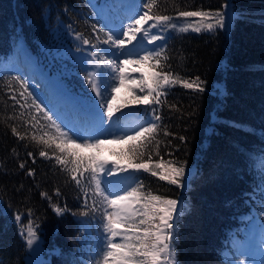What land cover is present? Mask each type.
I'll return each mask as SVG.
<instances>
[{"label": "trees", "instance_id": "trees-1", "mask_svg": "<svg viewBox=\"0 0 264 264\" xmlns=\"http://www.w3.org/2000/svg\"><path fill=\"white\" fill-rule=\"evenodd\" d=\"M96 1L101 0H0V261L4 264H26L29 247L21 229L29 221L38 225L42 264H94L95 253L103 247L100 215L84 206L81 190L63 166L39 156L42 145L12 134L13 126L21 133L36 131L25 124L33 110L13 107L15 102L8 98L15 94L24 103L14 78L27 81L34 95L32 84L37 90L42 84L36 77L30 83L7 65L23 41L55 84L81 98L92 97L85 79L96 71L88 68L89 63L95 65L91 53L97 52L101 64L111 59L109 46L97 40L108 31ZM226 1L156 0L153 9L157 15L172 17L167 27L153 32L165 37L160 42L168 57L162 60L163 70L189 81L198 76L205 89L170 87L162 103L152 105L161 116L159 155L153 150L152 161L186 162L187 187L143 171L131 175L133 184L142 181L146 191L181 202L176 230L180 264H241L244 253L238 241L245 240L250 223L264 227V0H230L237 16L229 31L194 33L170 27L182 19L180 11L218 9ZM93 25L103 32L94 31ZM77 35L97 47L83 44ZM113 83L112 77L106 79V85ZM41 123L47 122L41 119ZM165 131L172 135L165 136ZM129 147L122 144L112 155L127 162L124 154ZM76 151L92 156L89 150ZM54 205L67 211L57 215ZM16 215L21 216L19 222Z\"/></svg>", "mask_w": 264, "mask_h": 264}, {"label": "snow or ice", "instance_id": "snow-or-ice-1", "mask_svg": "<svg viewBox=\"0 0 264 264\" xmlns=\"http://www.w3.org/2000/svg\"><path fill=\"white\" fill-rule=\"evenodd\" d=\"M142 7L146 8L147 11L138 13V16L128 24L127 30L119 35L112 31L103 32L102 28L97 29L93 25L94 31L103 32V38L98 36L97 40L108 45L109 49H116L125 58L119 62L116 59H105L101 64L96 60L97 52H92L91 56L96 67L109 69V71H92L85 78L92 92L95 93L96 107L103 109V111L98 112L100 119L96 129L97 132L102 133L106 130L110 131V129H105L106 123L113 125L122 119V117H115L114 119V113L120 109L114 107L115 97L112 93L119 92L125 81L131 79L126 66L130 64L147 65L150 69V75L142 74L138 80L139 93L142 95H134L133 100L130 101V103L134 102L146 106L143 110L146 116L145 122L136 126L133 131L119 137L120 141L130 145L127 153L124 154L127 158L126 164L108 167L107 162L98 159L96 155L81 156L80 152L76 151L77 149L81 151L99 150L106 143V140L98 137L83 139L71 128L65 131L61 124L57 123V119H60L59 115L52 113V109L46 100L29 91L27 81L20 77L14 79L19 85V96L24 103H21L15 94L8 97L15 102L13 107L18 104L21 109H32L35 113H28L31 118L25 120V124L30 125L31 129H36V131L21 133L13 126L11 127L12 134L18 137L20 141L30 140L37 146L42 145L43 148L39 151V156L55 160L56 164L63 166L62 170L81 190L84 206L93 213H99L105 236L103 247L98 248L95 253L98 259L94 261V264H180L177 253L176 240L178 236L176 230L179 227L178 222L183 212L182 207H180L181 202L146 191L142 181L122 189L119 187V180L102 179L104 174L117 175L127 173L131 169L135 172L150 173L153 177H158L159 180L179 188H186L190 183V180L187 179L189 173L186 171V162L177 164L162 158L156 162L152 161L153 150L156 151V155H159L160 142L157 140V135L160 128L158 122L161 120L157 109L152 105L159 106L162 103L161 97L167 95L165 89L170 87L180 85L185 89H193L198 92H203L205 89L202 87L203 82L198 76L195 80L189 81L163 70L162 60H167L168 57L164 55L162 45H157L134 59L131 58L132 50L125 52L127 45L133 44L138 35L141 41L146 39L148 43L152 44L165 39L161 34L152 33L151 29L167 27V22L171 21L172 17L157 15L153 12L156 7V0H146ZM230 7L228 3L223 5L225 10ZM178 15L185 18H200L199 26L188 24L178 27L175 23L170 25L172 29H178L180 32H187L189 28L194 32H200L202 29L212 31L217 28L226 29L228 27L227 11L215 13L180 11ZM149 21L155 22L146 28L145 25H148ZM76 39L82 40L85 45L91 44L92 48L97 47L90 40L82 39L81 35H77ZM112 55L115 56L116 53H112ZM108 77L118 81L119 86L115 83L106 85ZM12 91L15 92V89ZM19 115L23 117L25 111H21ZM54 115H56L55 119L53 118ZM38 116L47 123H41V119L37 118ZM105 116L107 117L106 121ZM70 132H72L71 135ZM164 135L172 134L165 131ZM179 139L186 140L183 136ZM49 150H51V155ZM27 155L32 156V152L29 151ZM19 167L23 169L25 165L21 163ZM262 167H264V161H262ZM27 175L33 176L34 172L28 171ZM90 193L91 196L89 197ZM41 195L48 198L47 193H41ZM53 211L57 215H63L67 209L54 205ZM88 214V212L83 213L84 216ZM28 215L31 216V212ZM15 220L19 222L21 216L16 215ZM37 227L38 225L34 221H29L21 229V235L25 237L29 248L36 244L39 239ZM0 264H4V262L0 261Z\"/></svg>", "mask_w": 264, "mask_h": 264}, {"label": "rangeland", "instance_id": "rangeland-1", "mask_svg": "<svg viewBox=\"0 0 264 264\" xmlns=\"http://www.w3.org/2000/svg\"><path fill=\"white\" fill-rule=\"evenodd\" d=\"M231 7L227 10L222 8L218 9H198L194 11H206L215 13L217 11H227L228 13V27L226 29H222L225 31H229L236 16L237 12L233 9L232 3L230 0L226 1ZM224 3V4H225ZM142 5L139 3V0H101L95 2V7L97 12L104 25L107 27V31H112L113 33L119 35L120 33L127 30V26L132 22V19L138 16V13L142 11ZM200 18L192 17L182 19L177 24L180 26H187L188 24H192L193 26H199ZM150 25H145L147 28ZM218 29V28H217ZM216 30V29H214ZM212 30V31H214ZM151 32H154V29H151ZM187 32H194L189 28ZM211 32L207 30H201L200 32ZM161 41H156L155 44L148 43L145 39L143 41L138 38L131 45H127L125 48V52L132 50L131 58H136L138 55L143 54L147 50H151L155 48L157 45H160ZM19 42L15 49V54L12 62L7 63L11 69H17L22 76L29 80L30 83L33 82V78L36 77L42 86L34 92L37 96H41L42 99L46 100L48 106L52 109V113L59 115L60 119H57L58 123L61 124V127L64 128L65 131H68L70 128L75 131L77 135H79L83 139H95L100 138L106 140V143L102 145L99 150H89V154L96 155L98 159L106 161L108 167H115L117 164L124 165L126 162L122 160H118L114 155V149H120L124 142L119 140V137L129 133L135 129L136 126L143 124L145 122L146 116L144 115L145 105H138L134 102L130 103L133 100L134 95H142L139 93V84L138 80L142 74H149L150 69L147 65L137 66V65H127L128 75L131 79L125 81L124 86L120 87L119 92L112 93L115 97L114 107L119 108L120 111L114 113L115 117H122V119L118 120L113 125H108L107 123L104 125L105 129H110V131L106 130L104 132H97L96 129L98 127V121L100 117L98 116V112L103 111V109H98L96 107V100L94 99L95 93L92 97L89 98H81L72 94L65 87L56 85L63 88V92H57V90L51 87L50 82H45L47 75L44 74L42 69L36 63L37 71H29L27 67L22 63L23 59L19 58L16 55H21L19 53ZM114 49V48H113ZM109 54L111 59H116L118 62L123 60L125 57L122 53H119L116 49L114 51L109 49ZM112 53H116V55H112ZM21 59V60H19ZM90 62V59H89ZM95 67V68H94ZM92 65L89 63V70L92 71L96 69L97 72H100V68H97L96 65ZM44 76L42 75V73ZM119 86V82L115 83ZM53 86V85H52ZM43 88V90H42ZM95 100V101H93ZM93 103H95L93 105ZM65 104L67 108L64 107ZM69 109L68 112L66 110ZM66 113H65V112ZM56 115L54 117L56 118ZM105 121L107 117H104ZM72 132H70V135ZM78 143L80 141H77ZM133 170H129L127 173H119L117 175H107L104 174L102 177L103 180H112V181H120L119 187L122 189H126L133 185L134 179L131 177ZM245 240H239L240 248L243 250L244 259L241 264H264V227L258 225L256 222H252L249 224L246 230ZM26 264H42V255H41V241L38 239L36 244H34L31 248H29V255L26 259Z\"/></svg>", "mask_w": 264, "mask_h": 264}, {"label": "bare ground", "instance_id": "bare-ground-1", "mask_svg": "<svg viewBox=\"0 0 264 264\" xmlns=\"http://www.w3.org/2000/svg\"><path fill=\"white\" fill-rule=\"evenodd\" d=\"M19 53L21 55H16V56H18L19 58L23 59L22 63H24V65L27 67V69L29 71L35 72V71L38 70V68H36V63H35L36 60H35V58L32 55H30L29 53H27V51H25V48L22 45L19 46ZM19 60H21V59H19ZM42 75L44 76V74H42ZM45 82H49V80L46 78ZM51 87L54 90L56 89L57 92H63L64 91L62 87L58 88V87H55V86H52V85H51ZM93 101H95V100H93ZM94 104L95 103H93V105Z\"/></svg>", "mask_w": 264, "mask_h": 264}, {"label": "water", "instance_id": "water-1", "mask_svg": "<svg viewBox=\"0 0 264 264\" xmlns=\"http://www.w3.org/2000/svg\"><path fill=\"white\" fill-rule=\"evenodd\" d=\"M19 44L23 46L24 45V42L23 41H19ZM47 79L49 80V82L51 83V85L57 87L56 84H54V82L50 78L47 77Z\"/></svg>", "mask_w": 264, "mask_h": 264}]
</instances>
